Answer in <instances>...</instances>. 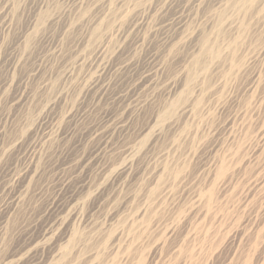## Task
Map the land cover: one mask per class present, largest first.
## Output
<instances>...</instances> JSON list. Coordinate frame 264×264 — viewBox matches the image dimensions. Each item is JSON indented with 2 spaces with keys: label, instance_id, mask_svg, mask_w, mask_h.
<instances>
[{
  "label": "rangeland",
  "instance_id": "374dc122",
  "mask_svg": "<svg viewBox=\"0 0 264 264\" xmlns=\"http://www.w3.org/2000/svg\"><path fill=\"white\" fill-rule=\"evenodd\" d=\"M16 262L264 264V0H0Z\"/></svg>",
  "mask_w": 264,
  "mask_h": 264
},
{
  "label": "bare ground",
  "instance_id": "6f19581e",
  "mask_svg": "<svg viewBox=\"0 0 264 264\" xmlns=\"http://www.w3.org/2000/svg\"><path fill=\"white\" fill-rule=\"evenodd\" d=\"M254 1H255V0H254ZM204 47H205V46H204ZM206 51H208V50H206ZM21 180H22V179H20V182H21ZM24 181H25V180H24ZM22 183H23V182H22ZM69 217H70V216H69ZM63 218H64V217H63ZM66 219H67V218H66ZM59 220H60V219H59ZM60 221H61V220H60ZM63 221H64V219H63ZM64 222H65V221H64ZM61 226H62V225H61ZM32 242H33V241H32ZM43 242H44V241H42V243H43ZM47 242H48V241H47ZM37 243H39V242H37ZM40 243H41V242H40ZM42 243H41V244H42ZM35 245H36V244H35ZM43 246H44V245H43ZM55 252H56V251H55ZM14 261H15V260H14ZM14 261H13V262H14ZM10 262H11V261H10ZM15 264H17V262H16Z\"/></svg>",
  "mask_w": 264,
  "mask_h": 264
}]
</instances>
